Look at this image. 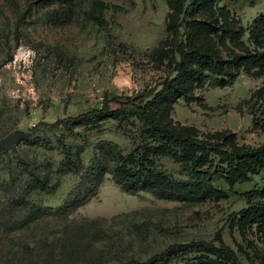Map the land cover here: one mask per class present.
I'll return each instance as SVG.
<instances>
[{"label": "rangeland", "instance_id": "obj_1", "mask_svg": "<svg viewBox=\"0 0 264 264\" xmlns=\"http://www.w3.org/2000/svg\"><path fill=\"white\" fill-rule=\"evenodd\" d=\"M168 2L0 0V140L13 137L0 148V264H264L262 223L231 225L235 212L264 203L249 194L262 187L263 170L232 186L214 174L211 184L222 196L158 198L141 186L128 192L113 170L120 154L141 145L142 122L118 113L66 124L104 99L159 87L170 72L153 48L166 35ZM218 7L231 12L249 43L246 27L264 14V0H224ZM218 48L226 58L227 50ZM236 72L223 86L210 79L188 83L176 98L152 108L178 132L258 147L264 143V75ZM147 145L153 167L187 178L185 161L158 154L153 138ZM79 149L85 167L94 152L101 158L102 176L93 193L75 204L67 195L82 175L65 172V153ZM202 157L204 168L228 163L212 151ZM35 175L49 179L47 189L32 184ZM218 234L235 260L213 250ZM192 242L207 246L180 247ZM165 249H172L167 258L149 262Z\"/></svg>", "mask_w": 264, "mask_h": 264}, {"label": "trees", "instance_id": "obj_2", "mask_svg": "<svg viewBox=\"0 0 264 264\" xmlns=\"http://www.w3.org/2000/svg\"><path fill=\"white\" fill-rule=\"evenodd\" d=\"M222 1L224 0H169L166 35L153 48L161 61L167 60L170 72L161 80L159 87L126 99H104L100 107L66 119V124L79 126L87 120H101L122 113L133 115L142 122L141 145L126 155L120 154V163L113 170L115 180L127 187L128 192H135L141 186L158 198L222 196L224 191L211 184L214 174H223L232 186L236 182L249 181L252 175L260 170L264 171V143L251 148L228 142L227 139L222 142L200 139L178 132L163 123L152 108L176 98L188 83L196 82L201 85L210 79L212 86H223L228 81L233 82L239 69L249 75H264V14L254 17L246 27L247 43L242 39L243 31L236 28L238 21L231 12L225 7H218V3ZM217 11L222 20L220 25L217 22ZM218 46L227 50L226 58H223ZM110 102H115L117 107L112 108ZM150 138L157 142L158 154L168 155L188 164L186 179L173 178L164 170L153 167L151 147L147 145ZM105 146L111 151L116 150L109 143ZM207 151L224 157L228 160L227 166L204 168L206 161L202 154ZM82 152L83 149H79L76 154L70 151L65 153V172L72 171L82 175L80 182L67 195V200L71 199L75 204L93 193L102 176L101 158L94 152L89 165L85 167L80 157ZM116 153L119 154L118 151ZM262 178V187L249 191L250 195L264 197V177ZM48 183L49 179L46 177L35 175L32 184L47 189ZM56 186L57 183L51 190ZM237 215L240 216L237 218ZM252 220L260 221L264 227V203L251 204L235 212L231 225ZM217 241V249L213 250L235 260L234 251L219 234ZM205 246L207 243L204 242L180 245ZM171 252L172 249H165L156 253L149 258V262L163 260ZM122 264L142 263L129 260Z\"/></svg>", "mask_w": 264, "mask_h": 264}, {"label": "water", "instance_id": "obj_3", "mask_svg": "<svg viewBox=\"0 0 264 264\" xmlns=\"http://www.w3.org/2000/svg\"><path fill=\"white\" fill-rule=\"evenodd\" d=\"M13 140V137H7V138H4V139H1L0 140V148H7L11 141Z\"/></svg>", "mask_w": 264, "mask_h": 264}]
</instances>
